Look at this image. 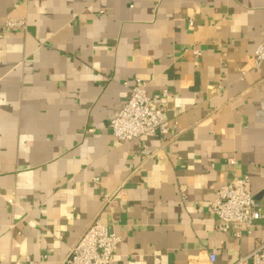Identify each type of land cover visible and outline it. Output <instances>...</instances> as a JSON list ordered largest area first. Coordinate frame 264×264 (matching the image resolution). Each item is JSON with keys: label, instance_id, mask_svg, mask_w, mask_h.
Masks as SVG:
<instances>
[{"label": "crops", "instance_id": "1", "mask_svg": "<svg viewBox=\"0 0 264 264\" xmlns=\"http://www.w3.org/2000/svg\"><path fill=\"white\" fill-rule=\"evenodd\" d=\"M8 19L0 264H64L96 219L114 264H238L264 243V219L236 238L212 212L246 177L264 207V0H0ZM136 79L170 131L118 142Z\"/></svg>", "mask_w": 264, "mask_h": 264}, {"label": "built area", "instance_id": "2", "mask_svg": "<svg viewBox=\"0 0 264 264\" xmlns=\"http://www.w3.org/2000/svg\"><path fill=\"white\" fill-rule=\"evenodd\" d=\"M23 25L22 20L8 19L0 27V35ZM255 55L256 64H261L264 61V47L257 49ZM125 86L129 89V97L109 122L116 141L127 143L168 134L170 124L164 117L163 109L148 97L147 83L136 79L133 84L126 83ZM231 162L234 163L233 160ZM212 212L220 222L218 229L224 233L232 232L236 238L251 234L256 223L264 219V207L249 189L248 177L235 179L220 188L212 202ZM120 243L121 238L100 219H96L69 250L64 264H114ZM209 258L212 263L216 261L215 255ZM247 260L251 264H264V243L238 264H244Z\"/></svg>", "mask_w": 264, "mask_h": 264}]
</instances>
